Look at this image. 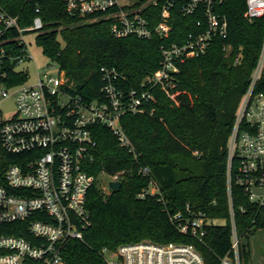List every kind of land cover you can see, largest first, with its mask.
Wrapping results in <instances>:
<instances>
[{
  "label": "built area",
  "instance_id": "1",
  "mask_svg": "<svg viewBox=\"0 0 264 264\" xmlns=\"http://www.w3.org/2000/svg\"><path fill=\"white\" fill-rule=\"evenodd\" d=\"M224 0H62L70 18L103 19L109 22L114 38L167 39L173 30V14L194 19V30L179 43L159 45V68L141 84L127 88L123 76L114 68H100L102 86L94 98L72 94L63 72L50 60L37 72L34 83L13 87L0 84V101L14 98L15 113L2 119L0 111V232L26 233L28 238L0 234V264H67L62 249L70 240H81L89 224L87 195L95 177L89 174L96 141L93 128L105 127L120 147L134 154L121 118L145 113L152 100L145 84L175 97V74L179 65L207 53L212 41L225 39L228 22L218 12ZM244 18L248 22L264 18V0H245ZM39 13V9L35 10ZM156 19V21H155ZM151 21H155L154 24ZM43 27L35 16L29 27L0 7V70L32 60L25 38ZM224 51L229 45L223 46ZM6 77L0 73V79ZM11 92V94H10ZM139 173L149 175L142 167ZM99 177L109 183L120 182L121 173ZM107 184V187L109 185ZM152 185V184H151ZM233 187L248 200L264 222V33L256 64L242 95L226 145L225 195L230 250L219 264H240L239 244L233 206ZM109 189V188H108ZM145 194H152L148 190ZM240 213L245 208H238ZM170 223L183 235L201 239L207 223L203 214H169ZM17 224V225H14ZM104 264H204L191 245L155 244L149 241L122 244L114 250L102 249Z\"/></svg>",
  "mask_w": 264,
  "mask_h": 264
},
{
  "label": "trees",
  "instance_id": "2",
  "mask_svg": "<svg viewBox=\"0 0 264 264\" xmlns=\"http://www.w3.org/2000/svg\"><path fill=\"white\" fill-rule=\"evenodd\" d=\"M244 1L224 0L218 7L228 22L227 36L212 41L205 55L179 65L174 76V103L159 88L144 85L152 96L144 105L145 113L121 118L134 154L120 147L105 127L93 128L96 147L89 174L95 177L101 170L108 175L121 173V187L108 195L96 185L91 187L86 202L89 224L82 230V239L70 240L62 249L67 264H104L102 249L114 250L143 239L191 245L204 264H219L228 254L226 145L264 33V18L251 23L244 18ZM0 7L16 17L22 28L40 17L43 27L35 36L36 44L63 72L67 89L86 98L98 96L102 67L114 68L127 88L139 90L159 68V45L179 43L194 30L193 18L174 13L167 39H119L110 35L108 21L68 17L62 0H0ZM224 45H229L227 52ZM3 71L6 77L0 84L7 88L28 80V75L14 71L13 65L4 66L0 73ZM142 167L148 168V176L139 173ZM149 184L156 193L140 198ZM233 196L234 221L241 239L239 263L251 264L249 239L264 230V222L236 187ZM186 205L208 221L200 240L179 233L169 221L170 213H183ZM240 206L244 213L238 211ZM2 233L28 238L24 232Z\"/></svg>",
  "mask_w": 264,
  "mask_h": 264
},
{
  "label": "rangeland",
  "instance_id": "3",
  "mask_svg": "<svg viewBox=\"0 0 264 264\" xmlns=\"http://www.w3.org/2000/svg\"><path fill=\"white\" fill-rule=\"evenodd\" d=\"M25 41L28 45V52L32 60L25 62L23 65L19 66L18 69L24 71L28 75L27 83L32 84L36 79L37 72L38 71L40 72V70H42L43 68H47L50 64V60L46 56H44V54L42 53V49L36 44L34 34L27 35ZM168 98L172 102L175 100V98L173 97H168ZM0 111H1L2 119H10L15 113L14 98L9 97L5 100L0 101ZM109 182L110 181L107 177L95 176L96 188L103 195H108L110 192H112L107 187V184ZM147 190L152 194L156 193L154 185L149 184ZM219 224H222V222H219ZM141 241H149V240L143 239ZM249 241L254 251V257L252 263L254 262V264H258V262H260V257L261 256L262 258L264 257V230L256 231L254 236L250 237ZM132 243H136V242H132Z\"/></svg>",
  "mask_w": 264,
  "mask_h": 264
},
{
  "label": "water",
  "instance_id": "4",
  "mask_svg": "<svg viewBox=\"0 0 264 264\" xmlns=\"http://www.w3.org/2000/svg\"><path fill=\"white\" fill-rule=\"evenodd\" d=\"M120 187H121L120 182L109 183L108 185L109 190L112 192L117 191Z\"/></svg>",
  "mask_w": 264,
  "mask_h": 264
},
{
  "label": "crops",
  "instance_id": "5",
  "mask_svg": "<svg viewBox=\"0 0 264 264\" xmlns=\"http://www.w3.org/2000/svg\"><path fill=\"white\" fill-rule=\"evenodd\" d=\"M253 257H254V251L252 250V261H253ZM251 264H254V262ZM258 264H264V257L263 258L262 256L260 257V262H258Z\"/></svg>",
  "mask_w": 264,
  "mask_h": 264
}]
</instances>
